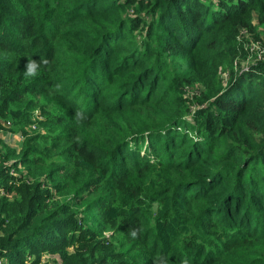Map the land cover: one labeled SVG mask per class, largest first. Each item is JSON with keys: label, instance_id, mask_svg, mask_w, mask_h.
Wrapping results in <instances>:
<instances>
[{"label": "trees", "instance_id": "trees-1", "mask_svg": "<svg viewBox=\"0 0 264 264\" xmlns=\"http://www.w3.org/2000/svg\"><path fill=\"white\" fill-rule=\"evenodd\" d=\"M46 100L65 161H0V264H264V0H0V121Z\"/></svg>", "mask_w": 264, "mask_h": 264}, {"label": "rangeland", "instance_id": "rangeland-1", "mask_svg": "<svg viewBox=\"0 0 264 264\" xmlns=\"http://www.w3.org/2000/svg\"><path fill=\"white\" fill-rule=\"evenodd\" d=\"M259 52L258 47L256 46L255 51H250L248 62L251 61L254 58L255 53ZM260 53V52H259ZM171 73L177 71H190L189 66V56L183 53H178L174 58L170 60L168 63ZM223 77V76H222ZM224 78V77H223ZM227 79L226 77L224 78ZM200 88L204 89V86L200 83H196ZM198 86L187 84L184 87L185 94L189 96L190 98H194V94L198 92V96L201 95V91L197 88ZM48 101L49 105L47 106V111L43 109H35L32 113L31 122H29L26 125L22 126H14V123L12 121H6L1 120L0 121V161L5 160L7 163H11L14 158H19L24 151L30 147L35 149L36 153L38 151L44 152L46 155H48L51 158V162L47 164L44 169L40 170L37 174H30V170L27 166H23L22 164L19 165L17 170L12 169L9 174L13 176L14 178L22 177L23 175H29L30 177H26V182H33V181H40L42 184V188H53V181H48V176L45 175V172L43 170H48L49 168H53L57 166L58 164L63 163L65 160L61 158H57L56 154L60 150L61 146L56 147V140L54 137L57 134H60L63 130L62 125H58L55 122H50L48 117L51 118V115L57 112L61 111V107L58 104H55ZM197 105H195L196 108ZM52 119V118H51ZM31 139V140H30ZM30 140V141H29ZM56 147V148H53ZM46 148L48 149L47 151ZM17 149V156L12 158L5 159V154L8 152L7 150H14ZM20 181H12L8 184H2L0 185V188H3L6 190V192L11 196L9 197V200H13L16 195L18 194L16 191V188L18 185H20ZM7 186V187H6ZM10 187V188H9ZM43 189V190H44ZM71 193H62L61 195L57 193V195L54 197V200L57 201H63L70 197ZM74 211L76 212V218L80 220L82 223L83 219L90 218V213L87 212V207L84 205L81 206V208H75ZM85 226H93L90 224L85 223ZM86 230H88L86 227H84ZM87 233V232H86ZM83 232V238H88V234ZM86 234V235H85ZM112 233L110 231H105L104 238L111 239ZM101 239L100 235L95 237V240L98 241ZM69 253H74V247H69ZM56 259L57 262L54 261ZM43 261L48 262L49 264H61V258L59 256H50V255H44Z\"/></svg>", "mask_w": 264, "mask_h": 264}, {"label": "built area", "instance_id": "built-area-1", "mask_svg": "<svg viewBox=\"0 0 264 264\" xmlns=\"http://www.w3.org/2000/svg\"><path fill=\"white\" fill-rule=\"evenodd\" d=\"M256 46L258 47L257 44L253 45L251 51H255V50H256ZM258 49H259V48H258ZM259 52H260V50H259ZM259 52H258V53H259ZM258 58H261V52L258 54ZM2 196H7L8 198L11 197V196L6 192V190H5L4 188H0V197H2Z\"/></svg>", "mask_w": 264, "mask_h": 264}, {"label": "clouds", "instance_id": "clouds-1", "mask_svg": "<svg viewBox=\"0 0 264 264\" xmlns=\"http://www.w3.org/2000/svg\"><path fill=\"white\" fill-rule=\"evenodd\" d=\"M34 67H35V62H29V64L27 65L29 73H31Z\"/></svg>", "mask_w": 264, "mask_h": 264}]
</instances>
